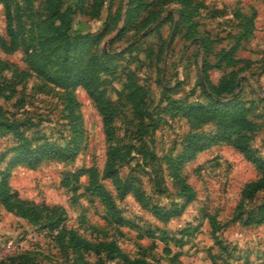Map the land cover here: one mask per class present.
Wrapping results in <instances>:
<instances>
[{
  "label": "rangeland",
  "instance_id": "1",
  "mask_svg": "<svg viewBox=\"0 0 264 264\" xmlns=\"http://www.w3.org/2000/svg\"><path fill=\"white\" fill-rule=\"evenodd\" d=\"M56 1L97 39L78 44L71 64L91 77L101 107L84 85L70 87L81 124L74 158L17 163L0 183L11 205L33 208L22 216L0 202V264H264V221L244 223L264 203L262 172L227 141L177 161L190 137L237 120L264 160V0H0V169L20 141L9 124L52 142L75 124L69 89L51 78L61 70L49 38ZM235 41L250 68L231 65ZM233 67L242 102L227 108L230 92L211 85Z\"/></svg>",
  "mask_w": 264,
  "mask_h": 264
},
{
  "label": "trees",
  "instance_id": "2",
  "mask_svg": "<svg viewBox=\"0 0 264 264\" xmlns=\"http://www.w3.org/2000/svg\"><path fill=\"white\" fill-rule=\"evenodd\" d=\"M72 9L73 8H71V5H64L63 2L56 1L54 4H52L48 14V18L50 20L49 24L51 26V33L49 38L51 40L57 41V50L60 53L59 65L61 66V70L59 71V73L55 71L54 73H52L54 76L51 78L52 81H54L55 83L61 84L68 89L70 87L72 89V87H75L77 85H84L101 107V103L99 102V96L96 95V93L92 89L91 77L90 79L89 77L82 78L73 74L74 64H71L72 59L73 61H75L78 58V55H76V53L72 54L76 46L84 42L94 44L96 43L97 39L94 35L88 32L83 33L81 30L75 29L73 25L74 19L72 20L71 18ZM131 21L132 17L129 16V14L127 13L126 22L122 28L125 30L127 26L131 23ZM237 46L238 41H235L228 49L230 52V57L232 58L231 65L233 66L242 63L245 65L246 69L251 66V59L237 56L235 54ZM29 61L31 62L32 67L37 71L41 73L46 72L44 70V67H47L48 62L45 61V58H39L36 52L32 54V59H30ZM234 70L235 69L233 67V70H231L230 73L227 74L228 77L225 81L220 80L218 85L215 87L214 85H211L212 89L214 91L216 90V93L217 90L219 92H230L231 96L228 99L220 102V104H222L224 107L226 106L227 108H238L240 107L242 102L240 101L241 98L239 97V92H234V88L236 86V79L239 74V71L235 73ZM71 89H69L65 99L66 107L69 108L70 114L75 120V124L72 125V128L70 127V131L67 135L66 141L52 142L46 136H43L44 134L36 138H29L27 135L24 134L22 130L13 125V123L8 125L9 129L14 130L16 136L20 138V141L12 147L13 153L5 163L4 169H0V174L2 176V182L0 183H4L6 177L9 174L10 168L17 163H36L47 156H56L64 159L74 158L80 145L81 129L76 124L77 121L80 124L79 102ZM213 105L216 106L214 102ZM192 108L194 109L193 112H201L208 109L204 105H196L194 107H191V111ZM248 110V107L242 106L240 114L242 116H245ZM103 114L105 119L109 118L108 113L104 112ZM249 139L250 137L248 129L244 127V125H241L240 122L237 120V122L234 121L223 127L217 128L211 134H200L190 137L187 143L185 144L182 153L178 156L177 161H179L178 164H180L182 163V161L193 157L194 154L199 150H202L220 141H227L233 147L238 149L246 159L250 160L262 172L259 180L254 181L255 184H259L264 180V160L262 157L255 154L254 150L250 146ZM81 173L82 171L79 170L77 173H75V177H78V175H80ZM128 190L129 188L126 187V189H124V192ZM10 197L11 195L9 193L0 189V202L7 209H14L16 213L22 216L28 215L29 212L33 210L32 207L25 205L22 202H18L15 205H11L12 203L10 202ZM187 200L188 198L185 199L184 203L187 202ZM184 203L179 207L178 205H176L175 208L170 207L169 209L163 207H156L157 214L161 219H167L171 215L181 212ZM262 221H264V203L260 204L256 208H252L246 211L244 223L254 224ZM132 264L154 263L145 261L143 259H136L132 262Z\"/></svg>",
  "mask_w": 264,
  "mask_h": 264
}]
</instances>
